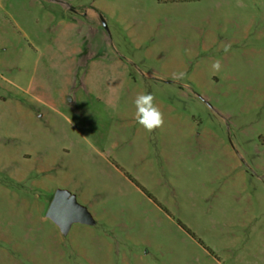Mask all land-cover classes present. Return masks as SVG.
<instances>
[{
	"label": "rangeland",
	"instance_id": "rangeland-1",
	"mask_svg": "<svg viewBox=\"0 0 264 264\" xmlns=\"http://www.w3.org/2000/svg\"><path fill=\"white\" fill-rule=\"evenodd\" d=\"M0 264H264V0H0Z\"/></svg>",
	"mask_w": 264,
	"mask_h": 264
},
{
	"label": "water",
	"instance_id": "water-1",
	"mask_svg": "<svg viewBox=\"0 0 264 264\" xmlns=\"http://www.w3.org/2000/svg\"><path fill=\"white\" fill-rule=\"evenodd\" d=\"M47 217L67 236L75 224L96 225L90 212L79 204L75 195L67 190H58L53 198Z\"/></svg>",
	"mask_w": 264,
	"mask_h": 264
},
{
	"label": "clouds",
	"instance_id": "clouds-1",
	"mask_svg": "<svg viewBox=\"0 0 264 264\" xmlns=\"http://www.w3.org/2000/svg\"><path fill=\"white\" fill-rule=\"evenodd\" d=\"M230 49V45L224 46V51L227 52ZM222 65L220 60H215L212 64L214 72H219ZM185 73L180 72L173 74L174 80L183 79ZM135 119L138 124L143 126L148 132H152L157 128H161L164 125V114L155 103V97L151 93H141L135 98Z\"/></svg>",
	"mask_w": 264,
	"mask_h": 264
},
{
	"label": "crops",
	"instance_id": "crops-1",
	"mask_svg": "<svg viewBox=\"0 0 264 264\" xmlns=\"http://www.w3.org/2000/svg\"><path fill=\"white\" fill-rule=\"evenodd\" d=\"M53 201V200H52Z\"/></svg>",
	"mask_w": 264,
	"mask_h": 264
}]
</instances>
